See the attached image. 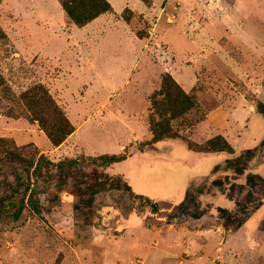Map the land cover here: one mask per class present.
Returning <instances> with one entry per match:
<instances>
[{
	"label": "rangeland",
	"instance_id": "1",
	"mask_svg": "<svg viewBox=\"0 0 264 264\" xmlns=\"http://www.w3.org/2000/svg\"><path fill=\"white\" fill-rule=\"evenodd\" d=\"M108 2L110 11L80 26L68 17L62 0H0V74L8 88L0 91V158L3 149L30 159L44 154L54 162L78 158L83 171L122 174L132 189L101 190L89 204L73 191L72 177L62 188L56 179L31 177L34 193L31 201L27 194L22 201L11 186L14 172L24 176L23 170L0 162V198L9 197L0 211V264H150L138 248L141 241L159 246L156 226L144 223L157 213L164 214L169 231L220 226L228 234L237 229L217 219L216 206L235 208V203L210 184L217 173L203 170L217 163L225 168L227 153L196 157L188 148L203 149L220 135L233 156L264 138V0ZM163 78L171 88L173 81L178 84L196 106L174 117L165 107L161 116L153 113L150 96ZM37 84L75 127L58 146L19 98ZM161 118L163 139L156 149L144 150ZM119 153L128 155L109 165L101 162L102 155ZM200 168L204 176L190 178ZM247 168L239 182L246 181L248 171L264 176V145ZM191 179L203 186L200 205L209 208L200 218L171 210ZM245 193V187L236 186L237 198L243 200ZM136 194L163 199L162 208L152 213ZM136 216L143 219L142 235L129 230ZM262 218L264 207L248 219L249 229ZM225 243L219 239L180 255L193 264H264V222L248 246L238 235Z\"/></svg>",
	"mask_w": 264,
	"mask_h": 264
},
{
	"label": "trees",
	"instance_id": "2",
	"mask_svg": "<svg viewBox=\"0 0 264 264\" xmlns=\"http://www.w3.org/2000/svg\"><path fill=\"white\" fill-rule=\"evenodd\" d=\"M62 6L68 17L80 26L91 21L99 14L111 10V5L108 0H62ZM173 84L171 88L167 79L163 78L160 89L157 90L154 95L150 96L153 113H159L161 116L162 110L165 107L169 111V117H174L177 113L182 114L190 111L196 106L190 95L182 91L181 87L174 81ZM7 90L8 88L6 87L5 80L0 74V91ZM19 98L26 105L31 118L38 121L54 146L60 145L75 130V127L71 125L61 108L54 102L48 90L42 85H33L20 93ZM50 116H52L51 119L49 118ZM161 121L162 118L157 121L158 125L151 128L153 138L143 142V145L147 147L144 150L156 149V143L163 139L162 136L158 135ZM168 137L172 136L169 135ZM263 145L264 138L257 145L244 148L237 154L226 157L224 159L225 168H220L222 163H217L211 170L210 174L217 173V175L211 179L210 184L217 187L222 192H225L227 198L233 200L235 203V208H228L220 205L216 206L217 219L223 221L224 227H240L263 203L264 176H261L257 172L248 171L245 174L246 181L239 182V177L249 169L247 168L249 162L254 158L259 147ZM229 148V143L226 142L222 136L217 135L215 138H209V140H207L205 148L196 149L191 147V150L201 152H227ZM232 152L233 151H231V153ZM127 155V153L104 154L101 156V162L109 165L125 159ZM90 159H92L94 164L96 163L95 158ZM4 161L15 163V168H21V170H23L24 176L17 171L14 172L15 185L11 186V191L13 193L22 194V201H24L26 194L31 201V196L34 193V188L31 186V177H33L34 180L42 176H45L47 179H56L58 188H62L65 185L67 177H72L74 178L73 191L80 196V201L85 200L89 204H92L93 196L101 190L123 186L125 189L132 191L128 181L121 176L122 174L112 176L104 171H98L96 168H93L89 172H85L78 166L80 162L78 158H65L54 162L48 159L44 154H41L36 159H30L21 156L19 153L15 152V150L3 149L0 162ZM74 168L77 169L80 174L75 173ZM229 170L232 172L229 173ZM83 175L87 176L90 181L83 179ZM81 183H85V186H82ZM236 186L240 191L244 189V187L246 188L243 200L234 195ZM202 193H204L203 186L191 182L186 189L183 200L175 204L171 210L175 208L184 215H188L192 218H200L209 210V208H204L200 205L199 195ZM86 194H88V196L86 198L83 197ZM136 196L150 205L152 213H157L162 208L160 205L163 199L153 200L141 194H136ZM8 199L9 197L7 196L5 198H0V211L2 204ZM32 206H34V209H37L35 205ZM75 207L80 208L77 203ZM168 216L170 218L178 217L177 214H169ZM164 218V214L159 215L157 213V215L153 217L146 216L144 218V223L147 226H159L162 224ZM263 222L261 221L259 228H262Z\"/></svg>",
	"mask_w": 264,
	"mask_h": 264
},
{
	"label": "crops",
	"instance_id": "3",
	"mask_svg": "<svg viewBox=\"0 0 264 264\" xmlns=\"http://www.w3.org/2000/svg\"><path fill=\"white\" fill-rule=\"evenodd\" d=\"M99 17H101V15L95 17L92 21L88 22V24L96 21L97 19H99ZM188 151L189 152L191 151L192 155H197L196 157H199L200 155L199 153H202V154L203 153L204 154L218 153V152L194 151L189 148H188ZM219 152H225V151H219ZM226 153L229 157L230 156L229 153L228 152ZM195 159L198 160L197 158ZM201 169L203 168L194 169L193 171H191L190 174H193V176L190 175V178L194 179L196 177L204 176V174L200 173V172H203L201 171ZM209 169H210L209 172L211 173L212 168H205L203 170L205 172L206 170H209ZM193 179H191L188 184L193 182ZM261 207H264V198H263V203L259 208ZM248 219L240 227H238L235 231L228 233V234H225L224 230H221L220 226H216V228L214 227L200 228L199 227V228H193V229H190L187 227V230H184V231H180L181 229L178 230L174 228L172 231H169L170 228H168V226H165V224L162 223V225L158 227L156 226V230L154 232L155 233L154 236L158 238L159 246L157 245L156 247H152V246L146 247L145 246L146 244L141 241V243L139 244L138 250L140 251L145 250L146 254L149 256L150 264H181L180 263L181 260H182V264H193L187 258L182 257L180 254L185 250H189V249H193L197 247L198 248L203 247L207 243H216L219 239H223V241L225 240L226 242L225 244L230 245L232 243L233 237L237 235L240 236V238L242 239V243L245 246H248L250 241L252 240L254 241V239L256 238L257 232L260 229L259 224L261 223V221L264 220V218L260 219L259 222L251 229H249V227L247 226ZM129 221L130 222L128 224H130V229H129L130 231H134L135 233L140 234V235L144 233V231H142V229L144 228L142 218H138L136 216L135 220L132 221L130 219ZM168 224L172 225V223H168ZM183 226H181V228ZM146 227H149V226L146 225ZM168 232H169V235H166ZM182 232L185 233L187 237H184ZM201 264H209V263L201 262Z\"/></svg>",
	"mask_w": 264,
	"mask_h": 264
},
{
	"label": "built area",
	"instance_id": "4",
	"mask_svg": "<svg viewBox=\"0 0 264 264\" xmlns=\"http://www.w3.org/2000/svg\"><path fill=\"white\" fill-rule=\"evenodd\" d=\"M180 263L182 264V260H181V262H180ZM141 264H145V261H143V260H142V261H141Z\"/></svg>",
	"mask_w": 264,
	"mask_h": 264
},
{
	"label": "bare ground",
	"instance_id": "5",
	"mask_svg": "<svg viewBox=\"0 0 264 264\" xmlns=\"http://www.w3.org/2000/svg\"><path fill=\"white\" fill-rule=\"evenodd\" d=\"M151 175V174H150ZM150 181V180H149ZM143 182H144V180H143ZM153 183H155V182H153ZM149 188V187H148Z\"/></svg>",
	"mask_w": 264,
	"mask_h": 264
}]
</instances>
